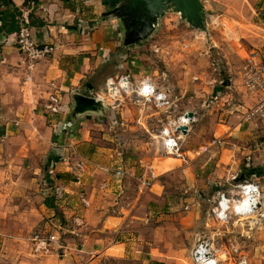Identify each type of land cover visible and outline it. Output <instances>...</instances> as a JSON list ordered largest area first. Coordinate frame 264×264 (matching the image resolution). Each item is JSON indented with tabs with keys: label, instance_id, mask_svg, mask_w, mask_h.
<instances>
[{
	"label": "crops",
	"instance_id": "obj_1",
	"mask_svg": "<svg viewBox=\"0 0 264 264\" xmlns=\"http://www.w3.org/2000/svg\"><path fill=\"white\" fill-rule=\"evenodd\" d=\"M202 1L206 13L212 11L221 31L226 33L222 36L225 40L219 43L223 47L225 73H231L220 80L222 85H213L211 97L195 90L190 79L180 78L177 73L163 72L161 75L170 82L169 86L165 85L155 76L158 71L154 67L153 73H149L152 66L145 62V54L138 53L135 69L129 58L121 63L123 70L128 69L126 74L133 83L150 77L160 87L169 89L178 109L193 112V123L196 122L183 137L187 141L184 151L189 160L166 154L155 156L147 165L158 178L151 190L142 194L140 176L145 164L133 155L130 148L133 141L126 134L131 136L128 128L135 127L125 120L129 105H123L122 101L123 108L119 105L116 109L109 108L110 128H122L123 133L117 135L119 150L104 151L107 166L113 168L108 175L97 167L99 163L93 169V159L97 158V152H93V112L78 113L73 99L75 93H86L84 87H90V95L93 94L94 70L104 60L107 64L115 62L121 34L116 15L98 11L97 0H0V264H100L102 261L114 264L126 260L137 264H177L170 258L177 255L176 250L170 246L163 250L158 235L152 239L153 244L149 239V246L145 248L141 234L142 224L155 221L154 209L158 204L151 205L148 198L162 195L159 177L172 171H185L189 183L194 185L197 176L202 175L203 186L214 184L212 188L217 196L227 192L232 197L238 195L234 185L243 182L236 179L245 177V181L259 183L264 193V118L241 119L243 110L229 107L217 119L214 112L220 111L221 106L216 109L212 101L223 90L243 107H251L260 97V89L252 90L245 84L242 67L230 65L242 64L248 58L264 62V0ZM23 8L31 11L33 39L38 44L54 47L50 55L32 66L16 44ZM174 20L177 26L193 32L192 26L184 25L180 17ZM160 23L161 19L154 34L160 31ZM160 44L159 41L156 46L162 50ZM228 79L230 82L223 84ZM50 95L59 97L61 113L52 114L45 108ZM195 96H205L201 107L195 103L198 101ZM213 139H219V143L197 155ZM159 142L165 153L162 140ZM118 151L123 155L119 156ZM81 159L87 164L83 182L78 185L75 171ZM119 164L126 169L121 183L113 174ZM53 167L55 175L51 177L48 172ZM108 178L111 186L104 190L101 185ZM137 188V196L125 201ZM56 192V205L63 207L66 218L70 219L71 237L70 242L62 243L56 251L52 243L51 252L46 253L36 249V237H44L50 231L32 229L34 224L45 223L48 227L54 209L46 205L45 199ZM80 194L87 198L88 206L79 201ZM76 203L83 207L86 223L78 229L73 228L71 219L76 213ZM195 206L189 204L186 208ZM206 220L210 223L209 217ZM258 220L248 221L247 234L252 245L249 250L254 257L260 255L257 241L264 240V233L259 235L257 229ZM261 225L264 228V218ZM75 236L80 244L75 242L78 241ZM204 238L211 239L209 230L204 231ZM28 239L34 250L24 247ZM240 239L234 234L235 247L226 248L235 258L237 251H241L240 243H236ZM18 245L17 252H13L12 246ZM81 257L83 262H79Z\"/></svg>",
	"mask_w": 264,
	"mask_h": 264
},
{
	"label": "rangeland",
	"instance_id": "obj_2",
	"mask_svg": "<svg viewBox=\"0 0 264 264\" xmlns=\"http://www.w3.org/2000/svg\"><path fill=\"white\" fill-rule=\"evenodd\" d=\"M97 5L98 11L103 10L105 14L111 15L106 12L105 5L102 4L101 0H97ZM209 12L206 13V29L203 30L192 26V33L187 31V27L177 26L175 24L174 19L180 17V14L168 12L165 16L160 18L161 26H159L160 31L158 30L157 34L152 33L147 38L137 40L130 44L125 43L123 28L120 22L116 20L119 26L118 31L121 34L120 37H118L120 46L117 51H115L117 56L115 62L107 64L104 60V62L94 70L93 94L90 95V87H84L86 89V95L100 98L105 105H109L107 108L108 111L93 113V152H97V158L95 160L93 159V169L98 163L107 165V162L104 160L105 150L116 149L117 151L121 148L117 135L123 133V129H111L109 125V122L111 124L109 117L112 113L111 109L114 108L110 106L112 98L108 90V79H118L123 75H128L126 74L128 69L126 68V70H123L121 68L122 61L126 62L128 58L133 60L131 67L134 68L138 65V53L142 55L145 54V62L147 65L149 64L152 66L149 73H153L152 68L154 67L155 70L158 71L155 73V76H157L162 83L167 86L170 84L169 80L161 75L163 72L170 74L177 73L180 78L185 77L186 79H190V84H193L195 90L198 89V91L203 92V94L209 95L207 97H211L212 87L215 85H222L220 80L231 74L230 72L225 73L226 64L225 58L223 57V47L219 43V40L223 41L224 38L222 36H225L226 33L225 31H221V27L218 24L219 22L217 23L214 19L213 12ZM183 23L184 25L185 23L190 25L186 20H184ZM159 41L161 42L160 47H163L162 50L156 46ZM123 52L125 55H122ZM250 63L256 65L264 64V62H259L254 58H248L242 64H233L230 66H237V68L242 67L245 74V68ZM214 79L217 81H214ZM223 92L225 93V90H223ZM98 94L102 95V97H99ZM195 97L198 99L195 103L201 107L202 99H204L205 96ZM216 99L217 96H214L212 101L213 103L215 102L216 109H219L218 107L221 106V103H216ZM122 101L123 105H129V110L125 114V120L127 119V121L131 122V125L134 124L135 126L134 128H128L131 136L125 131L124 133L133 141L130 148L135 157L143 160L145 172V169L149 166L147 164L152 163L151 161H153L155 156H165L164 149L159 142L161 138H159L157 134H160V130L167 122L168 117L165 113L159 112L153 108L151 104L139 102L135 95L126 96L122 99L120 97L116 103L117 106L119 105V108L124 107L120 104ZM220 112H222L221 109L220 111L215 110L214 112L215 116L217 115V119ZM118 115L121 116V118L123 117L120 113ZM210 116L212 115L210 114ZM121 137L123 139V135H121ZM186 143L187 141L183 138V148H185ZM96 146L98 148H95ZM99 155L101 156L100 158ZM144 172L140 177L143 176ZM159 178H161L160 184L163 185L162 195L160 197H153L152 195L151 198H148L151 205H154V203L155 205L158 204V208L154 209L155 221L144 225L142 224L141 228V234L145 238V248L149 246V239L152 241L151 244H153L154 242L152 239L158 235L163 250L167 249L169 246L176 250L177 255L170 258L174 259L177 264H196L193 262L194 249L204 238V231L209 230V237L218 250L216 254L220 261L219 264H238L242 260L246 261L244 264H250V262H253L252 264H264V255H262L264 254V240L259 239L257 241L259 247L258 254H260L258 257H254V254L250 253L249 248L252 245L249 241L250 239H248L249 234H247V231H249L248 221L240 220L234 217V215L232 219L225 221L216 220L212 209L218 204L219 194L217 196L215 190H213L212 187L214 184L203 186V177L199 175L197 176L198 181H196V184L191 185L189 183L190 178L186 176L185 171H172ZM137 191L138 188L134 193L132 191V193L128 194L124 200L127 201L128 199L131 200L135 198L137 196ZM189 204H191V206H196L187 209L186 206ZM57 207L58 208L53 211L54 216L48 219V227L45 223L34 224L32 229V231L41 229L43 231H50L46 236L51 233L58 234L59 241L53 245L54 251H56V249L58 250V246H62V243L67 244L70 242L68 238L71 237L69 231L71 227L70 219L68 220V218H66L63 207L60 205ZM74 210L80 212L82 215V212L85 213L83 207L79 203H76ZM207 217L210 218V223L208 224L206 220ZM193 219L195 220L194 222H192ZM80 227H82V225ZM257 229L259 235H263V226L261 225ZM32 231H30V234ZM234 234H238L241 238L240 240H236V243H240L241 249V251H237V258L226 251V248L232 249L235 247L233 245L234 240H232ZM75 238L77 240L79 239L78 236H75ZM79 241L80 240L75 242L80 244L81 241ZM18 247L19 245L17 247L12 246L13 252H17ZM24 247L30 250L33 248L34 250V246L29 239L27 240V245ZM51 250L52 247H50L49 252H51ZM83 261L84 258L81 257L79 262ZM133 262L132 260H126L114 262V264H137ZM100 264H104V261Z\"/></svg>",
	"mask_w": 264,
	"mask_h": 264
},
{
	"label": "built area",
	"instance_id": "obj_3",
	"mask_svg": "<svg viewBox=\"0 0 264 264\" xmlns=\"http://www.w3.org/2000/svg\"><path fill=\"white\" fill-rule=\"evenodd\" d=\"M31 11L29 8H23L19 15L20 28L16 35V44L20 51L23 53L25 59L29 65L32 66L34 63L50 55L54 47L49 44H38L32 37L31 32ZM245 84L249 89L256 90L260 89L261 94L257 102L251 107H243L238 103L234 96L228 93L218 94L216 103H221V110L225 108H235L241 111V119H257L264 118V64L256 65L250 63L245 68ZM118 86V88H117ZM113 88L118 89L120 92H114ZM108 90L110 97L112 98L110 106L116 108L117 101L126 96L135 95L139 102L144 104H151L159 112H163L168 117L167 122L163 125L160 130V137L164 144L165 154L175 156L183 159L184 161L189 160L186 157L183 148V137L187 132H183L182 127L190 125L195 120V117H189V111H180L175 104L171 91L167 88L160 87L150 77L143 78L139 83H133L128 75H123L120 78H109L108 79ZM99 97L102 95L98 94ZM45 108L52 114H59L62 111L60 105V99L57 95H50L48 103L45 104ZM179 112V114H178ZM219 143V139H213L208 145L201 147L197 155L207 152L212 146ZM119 156L123 153L117 152ZM87 161L84 159L79 160L76 163L75 171V183L81 185L83 182V172ZM102 168L108 175L112 174L113 168L107 165H97ZM125 166L123 164L116 165L113 174L116 176L118 183H121L125 175ZM48 174L53 177L55 175V169L50 168ZM158 175H156L153 168L147 166L141 180L140 192L146 193L150 191L156 182ZM111 182L110 178L105 180L101 188L104 190L110 189ZM234 188L238 191V195L230 196L227 192L219 193L218 204L212 209L217 221H225L237 217L240 220L250 221L251 219H259L257 227L261 226V220L264 218V193L262 192L259 183L254 181H243L234 185ZM58 193H61L59 190ZM79 201L83 206H88L89 202L84 195H79ZM210 216V215H209ZM73 228L78 229L81 225H84L83 215L76 211L71 217ZM250 224V222H248ZM255 225V223H254ZM249 226V225H248ZM38 241L36 245L37 250H43L49 252L52 243L59 241V236L56 233H51L48 236L36 237ZM217 249L212 243L211 239L203 238L195 247L193 252V262L196 264H219L220 261L217 257ZM246 261H240L238 264H244ZM88 264V263H86Z\"/></svg>",
	"mask_w": 264,
	"mask_h": 264
},
{
	"label": "water",
	"instance_id": "obj_4",
	"mask_svg": "<svg viewBox=\"0 0 264 264\" xmlns=\"http://www.w3.org/2000/svg\"><path fill=\"white\" fill-rule=\"evenodd\" d=\"M102 4L110 8L109 14H115L123 30L125 43H133L147 38L158 26L159 19L168 12L180 14L191 26L206 29V11L202 0H101ZM107 14V13H106ZM139 25V27H138ZM138 27V28H137ZM137 28V30L135 29ZM230 80L223 81L227 85ZM73 99L78 113L107 111L100 98L82 93H75ZM193 117V112L187 113ZM188 126L182 127L186 132ZM237 181H245V177H238Z\"/></svg>",
	"mask_w": 264,
	"mask_h": 264
},
{
	"label": "trees",
	"instance_id": "obj_5",
	"mask_svg": "<svg viewBox=\"0 0 264 264\" xmlns=\"http://www.w3.org/2000/svg\"><path fill=\"white\" fill-rule=\"evenodd\" d=\"M57 192L54 193V195H49L46 199H45V203L48 207L56 210L58 207L56 205V196H57ZM150 264H161L159 262H151Z\"/></svg>",
	"mask_w": 264,
	"mask_h": 264
},
{
	"label": "flooded vegetation",
	"instance_id": "obj_6",
	"mask_svg": "<svg viewBox=\"0 0 264 264\" xmlns=\"http://www.w3.org/2000/svg\"><path fill=\"white\" fill-rule=\"evenodd\" d=\"M105 8H106V12H109V11H110V8H108V7H106V6H105ZM105 15H107V14H105ZM112 15H115V14H112ZM138 27H139V25H138ZM138 27H137V28H138ZM137 28H135V29L137 30Z\"/></svg>",
	"mask_w": 264,
	"mask_h": 264
},
{
	"label": "bare ground",
	"instance_id": "obj_7",
	"mask_svg": "<svg viewBox=\"0 0 264 264\" xmlns=\"http://www.w3.org/2000/svg\"><path fill=\"white\" fill-rule=\"evenodd\" d=\"M117 88H118V86H117ZM113 91L115 92H120L118 89L116 90L115 88H113Z\"/></svg>",
	"mask_w": 264,
	"mask_h": 264
}]
</instances>
